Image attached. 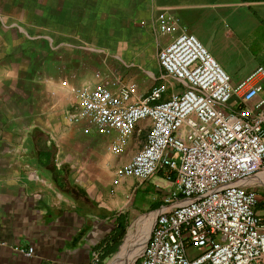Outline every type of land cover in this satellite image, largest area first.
<instances>
[{"label": "crops", "instance_id": "obj_1", "mask_svg": "<svg viewBox=\"0 0 264 264\" xmlns=\"http://www.w3.org/2000/svg\"><path fill=\"white\" fill-rule=\"evenodd\" d=\"M162 14L198 38L233 86L264 70V0H0V264H105L152 215L153 228L175 173L161 169L145 181L115 184L116 170L143 148L151 121L139 122L114 153L117 132L102 133L70 115L75 89L94 90L98 82L56 77L52 58L46 62L52 70L41 77L39 52L56 51L59 38L77 31L102 38V51L159 53L174 39L158 32ZM142 56L122 62L141 68ZM174 81L154 86L166 89L160 101L183 89ZM256 83L264 87V77ZM245 108L235 95L224 110L237 116ZM254 178L248 186L258 191ZM16 248L34 252L24 256Z\"/></svg>", "mask_w": 264, "mask_h": 264}, {"label": "built area", "instance_id": "obj_2", "mask_svg": "<svg viewBox=\"0 0 264 264\" xmlns=\"http://www.w3.org/2000/svg\"><path fill=\"white\" fill-rule=\"evenodd\" d=\"M158 32L174 39L158 53L161 68L183 85L165 101L157 86L140 97L135 83L117 89H75L78 114L102 133L117 132L121 153L137 124L150 120L143 148L116 170L141 181L159 170L175 173L165 206L134 264H264V198L248 182L264 172V77L258 68L233 86L211 53L180 22L166 14ZM246 104L239 115L225 112L233 96ZM257 99V100H256ZM171 179L170 176L167 177ZM24 256L34 249L16 248ZM98 263V261H96Z\"/></svg>", "mask_w": 264, "mask_h": 264}, {"label": "rangeland", "instance_id": "obj_3", "mask_svg": "<svg viewBox=\"0 0 264 264\" xmlns=\"http://www.w3.org/2000/svg\"><path fill=\"white\" fill-rule=\"evenodd\" d=\"M74 33L75 35L59 38L57 43L60 42V47L56 51L47 52V50H45L39 52V74L41 77L47 75V73L52 70L51 68H46V62L52 58L56 61V67L53 68L56 77H63L65 75L70 77V75H72L73 78L70 77L69 79L71 81L74 80L72 81L74 85H77V82L88 83L96 81L99 86L117 89L123 84L135 82L138 86V94L147 95L152 88L158 84H175V81L168 78L163 72L158 61V51L155 49L150 48L149 51H145L144 53L106 52L100 50L101 46H99L100 43H98V40L102 38H80L77 35V31H74ZM103 39H106L107 42L110 40L109 38ZM116 47L118 49L124 48L122 44ZM140 55H143V60H147L146 64L141 68L130 67L122 62L123 57L126 58L127 56L130 59H133L134 56V60L137 62V59H139L138 56ZM72 113L78 114V110H74L73 107L70 115H73ZM261 174H264V172ZM261 174H259L258 177ZM258 187H261L259 188L261 191L260 193H264V185H259ZM259 210L260 213H264V204H261ZM132 232L134 231H131V233ZM131 233L124 244L125 246L130 240ZM144 233L145 231L143 229L140 236L141 239L137 241L138 248L134 249L133 253L131 252L123 257L117 258L120 252L116 255L117 257L115 256L111 260L106 261L105 264H132L133 261H130L129 258L131 255L138 253ZM125 246H123V248Z\"/></svg>", "mask_w": 264, "mask_h": 264}, {"label": "bare ground", "instance_id": "obj_4", "mask_svg": "<svg viewBox=\"0 0 264 264\" xmlns=\"http://www.w3.org/2000/svg\"><path fill=\"white\" fill-rule=\"evenodd\" d=\"M255 182H258V186L259 185H264V174H261L258 178H256ZM153 217L154 216L152 215V216H150V217H148L146 219V221L143 224L142 229L139 230V228H137V229L134 230V232L131 233L130 240L128 241L127 245L123 248V250L121 251V253L119 254V256L117 258L123 257L124 255H126L128 253H131V252L133 253V250L136 249V246L138 244L137 241L139 240V236L141 235V233H142V231L144 229L145 233H144V236H143V238L141 240L142 242L139 245V251H138V253L143 249V246L145 245V243H146V241H147V239L149 237L151 228H152ZM140 226H138V227H140ZM136 230H137V232H136ZM135 257H136V254L131 255L130 258H129V260L130 261H133V260H135L134 259Z\"/></svg>", "mask_w": 264, "mask_h": 264}]
</instances>
